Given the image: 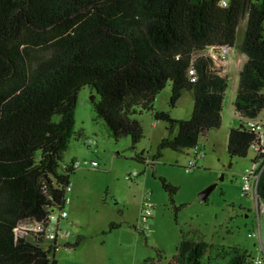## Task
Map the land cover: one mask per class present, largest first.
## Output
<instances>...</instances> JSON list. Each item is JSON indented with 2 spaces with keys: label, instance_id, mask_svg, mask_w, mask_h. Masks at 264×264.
Returning <instances> with one entry per match:
<instances>
[{
  "label": "trees",
  "instance_id": "obj_1",
  "mask_svg": "<svg viewBox=\"0 0 264 264\" xmlns=\"http://www.w3.org/2000/svg\"><path fill=\"white\" fill-rule=\"evenodd\" d=\"M222 46L248 57L234 100L241 123L228 136L230 156L244 158L256 138L246 119L264 111V0H231L227 7L219 0H0V264H58L23 227L49 208L66 207L76 169L61 170L63 153L83 135L75 110L84 86L101 96L94 110L116 139L131 135L135 146L142 138L135 115L151 111L169 123L162 147L192 149L222 123L229 76L208 53ZM169 82L172 106L185 91L193 94L189 119L155 108ZM258 192L264 198V173ZM206 246L184 234L169 264H209ZM219 248L222 264H255L246 249Z\"/></svg>",
  "mask_w": 264,
  "mask_h": 264
},
{
  "label": "rangeland",
  "instance_id": "obj_2",
  "mask_svg": "<svg viewBox=\"0 0 264 264\" xmlns=\"http://www.w3.org/2000/svg\"><path fill=\"white\" fill-rule=\"evenodd\" d=\"M246 26L244 19L237 39H243ZM240 55L235 60L239 64ZM227 75L230 78L233 72L228 70ZM237 85L238 78L229 83L221 126L200 137L198 144L205 155L198 159L193 148L178 151L161 146L169 137V123L157 121L151 111L135 115L142 128V138L135 146L131 135L116 139L94 110V100L99 102L101 96L95 88L84 86L75 110V129L83 135L71 138L61 170L73 160L97 161L98 166H83L71 175L65 209L72 236L68 245L58 248V264H169L184 234L206 243L204 263H223L216 257L220 246H239L253 257H264V212L258 214L256 199L242 190L255 152L250 149L244 158L231 157L228 152L230 129L241 123L234 106ZM171 95L169 82L158 94L155 108L175 119H189L193 94L185 91L175 106ZM90 140L96 142L92 147ZM158 153L161 156L155 159ZM139 154L145 159H137ZM190 162L193 171L187 169ZM133 172L138 175L128 178ZM162 178L176 191L166 189ZM211 186L215 187L208 199L202 200L200 193ZM145 194L155 209L147 230H141L138 220ZM260 201L264 204V198Z\"/></svg>",
  "mask_w": 264,
  "mask_h": 264
},
{
  "label": "built area",
  "instance_id": "obj_3",
  "mask_svg": "<svg viewBox=\"0 0 264 264\" xmlns=\"http://www.w3.org/2000/svg\"><path fill=\"white\" fill-rule=\"evenodd\" d=\"M231 0H219V5L221 7L229 6ZM208 53L212 56L215 62L220 65V63L230 60L231 54L233 53V47L222 46L219 48L212 47L209 49ZM191 81H196L197 76L195 70L192 68L190 70ZM246 124L248 127L256 134V138L251 145V149L255 152V158L253 160L252 166L247 168L244 177L242 190L244 195L252 194L257 202L258 214L264 212V204L261 203L260 198H262L258 192L259 181L264 173V111H262L256 118L246 119ZM95 141H88V146L92 147ZM196 158H202L205 153L200 149L197 143L193 147ZM146 165L148 162L146 161ZM83 166H98L97 161L90 160H74L71 164L67 165L65 168L78 169ZM189 171L194 170V163L190 162ZM137 172L129 173L128 178L132 179L137 176ZM72 190L71 186L67 188V194ZM67 196L66 202L69 201ZM155 209V203L151 200L148 194H145L141 204L140 218L138 220V225L141 230H147L149 220L152 218ZM68 212L65 208L63 209H52L49 208L46 216L38 223L29 224L23 227V230L33 232L34 239H41L43 247L49 250L51 254H56L58 248L61 246H66L69 244L68 240L72 236L71 230L67 225ZM256 236V234H253ZM255 264H264V257H255Z\"/></svg>",
  "mask_w": 264,
  "mask_h": 264
},
{
  "label": "crops",
  "instance_id": "obj_4",
  "mask_svg": "<svg viewBox=\"0 0 264 264\" xmlns=\"http://www.w3.org/2000/svg\"><path fill=\"white\" fill-rule=\"evenodd\" d=\"M243 40V39H242ZM242 40H239L237 39V45L241 44ZM241 53V57H240V64L239 63H236V58H239L238 57V53ZM232 58L233 60H226L222 63H220V65H222L225 69V72L228 73V70H231L233 72V76H230L229 78V83L230 81H234L238 78V85H239V79H240V73L248 59L247 55L243 52H241L237 47H233V54H232ZM238 85H237V88H238ZM237 91V89H236ZM69 223H72V221H69Z\"/></svg>",
  "mask_w": 264,
  "mask_h": 264
},
{
  "label": "water",
  "instance_id": "obj_5",
  "mask_svg": "<svg viewBox=\"0 0 264 264\" xmlns=\"http://www.w3.org/2000/svg\"><path fill=\"white\" fill-rule=\"evenodd\" d=\"M214 187H215V186H211V187L205 189L204 191H202V192L200 193V198H201L202 200H205V201H206V200L208 199L209 195L211 194V192L213 191Z\"/></svg>",
  "mask_w": 264,
  "mask_h": 264
}]
</instances>
